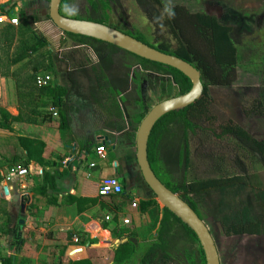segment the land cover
<instances>
[{"label":"trees","instance_id":"1","mask_svg":"<svg viewBox=\"0 0 264 264\" xmlns=\"http://www.w3.org/2000/svg\"><path fill=\"white\" fill-rule=\"evenodd\" d=\"M69 1L64 0L61 7V14L64 17L95 22L124 33L111 26L109 20L113 7H120L126 0H88L91 8L86 17L68 16L64 12V7ZM134 1L143 9L149 6L157 7L164 15L165 25L172 38L171 41L156 46L150 44L142 34L132 31L124 34L194 66L201 73L205 89L199 101L184 111L170 113L155 127L149 142V161L153 171L160 181L187 202L202 220L198 210L199 203L208 202L215 206L219 212H211V217L221 222L226 237H261L264 227L260 204L264 202V191L251 188L248 176L252 174L255 164L264 168V139L254 137L250 128L246 126L221 119L215 109L211 89L236 87L242 77L243 67L247 70L246 73L253 75L259 82L261 88L259 96L264 100V52L254 55L257 59L255 63L249 59L251 53L249 51L244 53L247 50H243V38H248L264 28V12L261 15H243L229 8L223 7V11L217 7L214 14L209 9L206 11L202 9L201 0H188L171 5L165 0ZM47 20L52 22L50 15ZM27 21L37 24L42 20L30 17ZM16 28L10 25L0 27V41H3L5 46V49H0L1 77L8 78L12 74L16 77L20 73H12L11 68L31 60L34 54L50 47L47 38L39 36L34 31L31 32L33 42L21 41L18 53L16 52L14 57L10 56V51L17 46L18 37L22 35L24 39L31 31L28 23H24L18 30ZM59 32L61 49L68 48L71 43V46L92 50L97 58L98 64L95 66H91L93 63H87L78 67L79 74L86 72L92 76L95 74L100 90L116 97L123 96V103L132 101L136 106L146 110L145 90L155 77L164 78L170 84L167 90L160 92L161 97L184 96L193 88L191 80L174 68L147 61L105 42L68 34L61 30ZM48 55V65L40 63L34 71L37 75L39 69H43L57 81L58 65L63 60L52 51H48ZM253 64L256 65L253 72L245 68ZM70 76L68 82L71 80L70 84L75 85L74 77ZM34 78L36 84V76ZM34 78H29L23 87L30 91L34 90L31 83ZM164 85L167 86L168 83ZM70 88L53 83L46 88H38V91L40 95L50 97V102L46 106L59 107L60 98L68 96L73 91ZM78 90L80 89L77 88L75 91ZM171 90L175 95L171 94ZM146 115L140 117V123ZM14 121L17 119L6 110L0 109V130L14 133L12 127ZM68 127L69 121L63 115L61 128L64 130ZM203 134L209 137L211 145L215 147L225 141L229 142L228 148L231 150L221 148L216 152L211 150L207 152L202 156L206 163L211 164L206 177L189 181L188 176L193 165L192 141ZM19 143L27 152L28 161L16 166L29 169L31 162H36L46 168L47 163L43 158L46 145L43 142L20 138ZM57 177L56 173L44 171L43 184L37 188V192L47 195L49 191H54L57 188ZM230 190L249 192L247 201L232 217L226 214V205L222 199ZM76 201L79 203L81 200ZM85 202L95 204L93 200ZM158 206L157 201L143 202L141 209L147 212ZM9 219L5 224L6 230L1 231L0 240L12 236V244L18 251L25 240L22 239L20 226L16 225L12 229L13 222L11 218ZM115 234L120 244L113 249V264H207L205 252L197 235L168 209H163L157 236L149 242L139 243L137 234L131 229L115 231ZM0 262L13 264V257L3 259L0 252ZM69 264L93 263L90 260H83Z\"/></svg>","mask_w":264,"mask_h":264},{"label":"crops","instance_id":"2","mask_svg":"<svg viewBox=\"0 0 264 264\" xmlns=\"http://www.w3.org/2000/svg\"><path fill=\"white\" fill-rule=\"evenodd\" d=\"M91 63V66L97 65V58ZM74 69V74L70 70L69 76L74 77L76 84H71L73 91L68 96L60 98L59 107L46 106L50 97L40 95L35 84L34 76L50 74L36 75L27 68L14 71L13 67L12 73L20 72L16 77L0 76L7 100L3 101L2 108L17 119L12 124L14 133L0 132L5 136L17 133L19 139L37 140L46 145L43 155L46 168L31 162L27 178L6 183L3 175L9 167L0 169V188L4 193L0 195V236L11 218L12 229L19 225L25 240L18 251L12 244V236L0 240L2 258L13 257V264H69L83 260L113 264V249L120 244L115 231L131 229L139 243L157 236L162 209L154 207L147 212L141 209L143 202H158L138 164L137 139L143 114H138L137 109L141 107L132 101L123 103V96L100 90L95 74H79L78 68ZM32 77L34 90L30 91L23 85ZM55 81L53 77L51 84H62L59 78ZM61 86L66 88L64 83ZM77 88L87 93L86 98L75 91ZM53 108L57 116L51 112ZM63 115L69 121L68 129L64 130L61 128ZM101 144L107 149L105 158L96 153ZM10 154L5 149L0 152V162L28 161L20 143L19 149ZM111 155H115L113 159ZM92 164L96 167L92 168ZM44 171L58 176L57 188L47 195L37 192L43 184ZM107 178L121 183L122 195L99 196L101 182Z\"/></svg>","mask_w":264,"mask_h":264},{"label":"rangeland","instance_id":"3","mask_svg":"<svg viewBox=\"0 0 264 264\" xmlns=\"http://www.w3.org/2000/svg\"><path fill=\"white\" fill-rule=\"evenodd\" d=\"M165 1L168 5L177 2H188V0ZM0 3L4 11L19 20V25L16 28L17 30L24 23H28L31 30L27 35L28 37L24 39L22 35L18 37L19 40L16 44L17 48L14 47V49L10 51V56L14 57L15 53H18L21 41L27 40L29 43L33 42V39H31V32L34 31H36V34L39 36L46 37L50 43L48 49L34 54L31 60H27L17 65V67H14V71H19L21 68L34 70L40 63H43L44 66L48 65V51H52L53 54L59 55L60 59L63 60L60 61L61 63L58 65L59 79L61 83H64L66 88H68L69 86L71 87L70 82H68L70 70H72L73 73V70H75L74 68L96 61L93 52L89 49L74 47L71 46V43L68 45V48H60L59 36L61 34L53 23L47 20L50 15L51 0H0ZM200 6L204 11L209 9L214 14L217 7L221 8L223 11V7L229 8L243 15H261L264 12V0H201ZM90 8L88 0H70L65 5L64 12L70 17H86ZM30 17L40 18L42 21L37 24H32L31 21H27ZM109 23L111 26L122 30L126 34H129L128 31L142 34L150 44L156 46L159 43L171 41L172 38L165 25V18L162 12L154 6H149L146 9L140 8L134 0H126L120 7H113L112 12H110ZM243 40V50H247L244 53L249 51L251 53L249 59H252L256 63L257 59L254 55L264 52V28L255 32L254 35L248 38L244 37ZM1 48L5 49L3 41H0V49ZM1 55H3V53ZM243 60L245 62V58ZM255 66L256 65L253 64L245 68L253 72ZM241 70L242 77L236 87L213 88L211 89V97L221 119L231 120L239 125L246 126L250 128L254 137L264 139V100L259 96L261 94L260 84L253 75L246 73L245 71L247 70L243 67ZM38 73L47 72L43 71V69H39ZM166 83H168V87L164 85ZM169 85V82L164 78L155 77V79H152L146 87L144 94L147 102V109L143 110L138 108L139 110L137 109V113L148 114L152 108L162 101L173 98V95H169V97L160 96V92H164L165 89L167 90ZM78 92L82 95V98H86L87 93L82 92L81 89ZM12 94L14 95L13 92ZM171 94H174L172 90ZM3 101L6 102L7 100L5 98L4 86L0 83V109H3ZM128 108L134 111L133 108ZM125 111L126 113L128 112L127 108ZM51 112L54 114L56 113L54 108ZM210 142L211 140L206 134L192 141L193 165L188 176L189 181L204 179L206 177V172L211 164L206 163L202 159V156L207 152L210 150L211 152H216V150L219 151L221 148L231 150L228 148L230 145L227 141L217 147L211 145ZM4 149L6 151L9 150L11 154L15 149L18 150L19 134L16 133L14 135L5 136L4 133L0 132V152L3 153ZM113 156L115 155H111L110 158L113 159ZM10 162L11 161L5 163V160L0 162V169L5 170L7 166L11 167L18 165L10 164ZM248 178L251 188L264 191V168L259 164H255L252 174H250ZM248 194L249 192L241 193L238 190H230L223 196L224 198L222 197L226 205V214L228 217H232L240 211L242 204L248 199ZM0 195H4L2 188H0ZM155 198L157 199L156 196ZM158 205L159 209L163 211L162 205L160 203ZM260 208L264 227V202L260 204ZM198 210L217 243L222 264H264V233L261 237H226L221 222L215 221L211 217V212H219L215 206L208 202H200ZM129 224H131L130 221Z\"/></svg>","mask_w":264,"mask_h":264},{"label":"water","instance_id":"4","mask_svg":"<svg viewBox=\"0 0 264 264\" xmlns=\"http://www.w3.org/2000/svg\"><path fill=\"white\" fill-rule=\"evenodd\" d=\"M63 2L64 0H51L50 4V18L59 30L105 42L147 61L174 68L191 80L193 88L188 94L162 101L146 115L138 131V164L146 184L163 209L172 212L197 235L205 252L207 264H222L217 243L206 223L187 202L160 181L149 161L150 138L160 120L170 113L184 111L203 97L205 89L201 73L191 64L153 49L114 28L64 17L61 14Z\"/></svg>","mask_w":264,"mask_h":264},{"label":"built area","instance_id":"5","mask_svg":"<svg viewBox=\"0 0 264 264\" xmlns=\"http://www.w3.org/2000/svg\"><path fill=\"white\" fill-rule=\"evenodd\" d=\"M6 11L3 10V6L0 3V27H5L7 25L17 27L19 25L18 19H13ZM53 82V77L50 75H41L36 78V85L39 88H46L51 85ZM57 116V113L54 114ZM96 153L98 157L105 158L107 149L105 144H101ZM92 168L96 167L95 164L91 165ZM30 175V170L22 166H12L7 169L4 179L6 183H12L17 179H25ZM123 194V186L115 178H107L101 182L99 188V196L102 198H109L112 196H119ZM107 221H110V218H107Z\"/></svg>","mask_w":264,"mask_h":264}]
</instances>
